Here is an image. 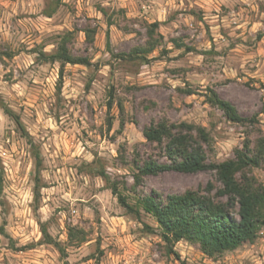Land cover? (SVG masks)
Segmentation results:
<instances>
[{
	"label": "rangeland",
	"instance_id": "1",
	"mask_svg": "<svg viewBox=\"0 0 264 264\" xmlns=\"http://www.w3.org/2000/svg\"><path fill=\"white\" fill-rule=\"evenodd\" d=\"M155 22L162 39L139 57ZM62 40L89 64L47 59ZM209 90L254 124L227 119ZM163 121L203 126L211 162L264 137V0H0V264H264V226L207 256L119 204L114 186L133 205L220 186L209 170L135 180L145 160H166L142 135ZM246 175L264 185V161Z\"/></svg>",
	"mask_w": 264,
	"mask_h": 264
},
{
	"label": "trees",
	"instance_id": "2",
	"mask_svg": "<svg viewBox=\"0 0 264 264\" xmlns=\"http://www.w3.org/2000/svg\"><path fill=\"white\" fill-rule=\"evenodd\" d=\"M158 26L155 22L150 26V38L155 43H150L148 48H138L133 53L140 55L150 52L162 39H154V29ZM175 41V40H174ZM175 45L180 47L175 41ZM47 59L58 61L61 64L88 65L86 57L72 56L67 49L65 40H62L54 54ZM188 94L195 91L188 89ZM206 100L219 108L227 119L233 122L248 121L252 124L255 118H244L236 111L235 107L218 93L209 90ZM112 102L108 101V110ZM4 112L12 116L10 108L2 104ZM17 125H21L18 116H14ZM110 126V123H109ZM143 137L149 142L160 145L166 160H145L137 166L138 173L135 180L146 175H156L164 171L173 170L181 173H196L212 171L215 173L220 186L213 192L211 183L204 192L186 190L183 193L170 194L165 198L147 195L138 199L133 205L127 198L118 193L114 186L112 192L117 196L119 204L128 214L139 218L140 209L151 215L161 229V236L166 243L186 240L199 245L201 251L207 256L222 254L239 247L245 242H253L261 228L264 226V185L247 176L246 172L257 168L264 161V137L259 135L251 147L245 140L241 148H236L233 157L220 161H208L204 145L209 142V134L203 126L187 122L171 123L158 122L144 126ZM36 165V183L34 191L39 193V173L41 159L37 151L33 152ZM106 180L105 174H100ZM139 206V208H138ZM145 227L150 229L148 225ZM41 232L48 243H52L46 230ZM177 256V254L174 253Z\"/></svg>",
	"mask_w": 264,
	"mask_h": 264
}]
</instances>
